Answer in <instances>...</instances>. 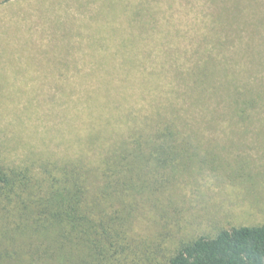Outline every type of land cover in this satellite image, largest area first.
<instances>
[{
  "label": "rangeland",
  "instance_id": "374dc122",
  "mask_svg": "<svg viewBox=\"0 0 264 264\" xmlns=\"http://www.w3.org/2000/svg\"><path fill=\"white\" fill-rule=\"evenodd\" d=\"M123 33L140 36L144 70L164 69L154 96L167 97L162 115L177 118L180 138L167 166L143 162L124 190L131 217L113 223L121 249L110 264H168L185 242L264 224V0H0V159L36 176L47 160L112 151L114 140L96 148L87 137L89 96L104 101L107 86L114 112L153 111L149 90L107 56L106 35ZM3 209L0 264H24L22 236L2 228L18 213Z\"/></svg>",
  "mask_w": 264,
  "mask_h": 264
},
{
  "label": "trees",
  "instance_id": "16d2710c",
  "mask_svg": "<svg viewBox=\"0 0 264 264\" xmlns=\"http://www.w3.org/2000/svg\"><path fill=\"white\" fill-rule=\"evenodd\" d=\"M142 13L131 17L135 26L142 23ZM114 37L106 35V42L113 43L107 49L116 48L107 56L119 57L123 74H134L141 91L149 90L153 111L114 112L104 102L111 99L107 86L104 101L89 96L87 137L88 146L96 148L114 140L112 151L93 161H87L82 150L73 158L47 160L36 176L29 167H13L0 159V207L8 214L18 213L19 219L14 225L3 222L2 228L12 240L22 236L23 244L15 255L24 264H110L121 249V232L113 223L128 222L131 217L125 211L132 204L126 202L124 190L136 189L135 178L143 175L140 171L152 160L156 164L152 168L167 166L170 143L180 138L177 118L162 115L167 97L154 96L164 69L156 63L150 71L142 68L146 57L138 45L140 36L123 33L118 42ZM107 62L112 65L108 57ZM209 76V68L203 67L189 79L194 80L196 90ZM121 92L124 95V86ZM12 249L7 250L11 257ZM168 264H264V224L223 229L214 237L185 242Z\"/></svg>",
  "mask_w": 264,
  "mask_h": 264
}]
</instances>
